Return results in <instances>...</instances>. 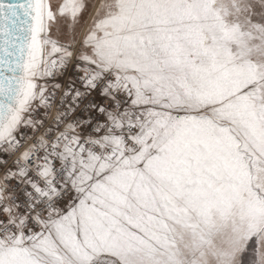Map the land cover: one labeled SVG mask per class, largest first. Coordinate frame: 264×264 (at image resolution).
Returning <instances> with one entry per match:
<instances>
[{"label": "snow or ice", "instance_id": "snow-or-ice-1", "mask_svg": "<svg viewBox=\"0 0 264 264\" xmlns=\"http://www.w3.org/2000/svg\"><path fill=\"white\" fill-rule=\"evenodd\" d=\"M0 264H264V0H0Z\"/></svg>", "mask_w": 264, "mask_h": 264}]
</instances>
